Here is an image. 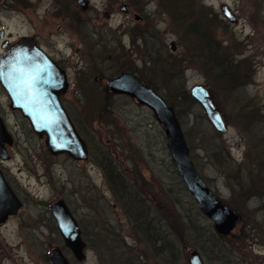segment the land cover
<instances>
[{
	"label": "rangeland",
	"instance_id": "1",
	"mask_svg": "<svg viewBox=\"0 0 264 264\" xmlns=\"http://www.w3.org/2000/svg\"><path fill=\"white\" fill-rule=\"evenodd\" d=\"M0 31V53L4 40L29 35L65 68L60 97L88 150L85 159L51 154L0 87L12 136L0 169L22 203L0 222V264H52L55 246L70 264H189L191 249L204 264H264V0H87L84 9L76 0H0ZM124 71L173 108L197 172L239 215L227 234L199 210L152 110L106 92ZM196 84L209 91L225 131L191 95ZM123 190L146 215L152 242L128 218ZM60 197L85 242L81 260L50 213Z\"/></svg>",
	"mask_w": 264,
	"mask_h": 264
},
{
	"label": "water",
	"instance_id": "2",
	"mask_svg": "<svg viewBox=\"0 0 264 264\" xmlns=\"http://www.w3.org/2000/svg\"><path fill=\"white\" fill-rule=\"evenodd\" d=\"M77 2L82 9L86 8L87 0ZM220 7L230 21L236 20L226 4H221ZM122 9H127L126 4L122 5ZM170 45L174 49L173 41ZM2 47L4 49L0 53V87L8 98L10 108L18 111L27 120L36 136L44 137V144L51 154L65 153L74 159H85L88 153L86 142L60 97L68 85L63 69L47 55L32 36L21 35L13 42L6 39ZM106 88L114 93L127 94L152 110L156 120L161 123L167 150L183 183L201 212L211 220L214 229L220 234H227L239 221V215L212 192L197 172L173 108L152 87L144 84L129 71L109 78ZM190 93L203 107L212 125L220 131H225L221 113L207 88L196 84L191 87ZM11 143L12 136L0 116V160L9 157L6 145ZM21 204L0 169V222L8 215L15 214ZM49 210L66 246L78 260L83 259L85 242L65 200L61 197L54 200ZM48 256L52 264H70L58 246H55ZM187 261L189 264H204L197 249L189 251Z\"/></svg>",
	"mask_w": 264,
	"mask_h": 264
},
{
	"label": "trees",
	"instance_id": "3",
	"mask_svg": "<svg viewBox=\"0 0 264 264\" xmlns=\"http://www.w3.org/2000/svg\"><path fill=\"white\" fill-rule=\"evenodd\" d=\"M199 40V39H198ZM200 42H202L201 40H199ZM204 43V42H203ZM207 44H208V48H207V51L209 50V44H210V42H207ZM112 169V167H105V172H106V174H107V177H108V179L110 180V181H113V182H115V179H116V175H115V177H113L112 176V171H110ZM116 180H118V179H116ZM121 191V190H120ZM124 191L125 190H123L122 192H120L119 193V197H120V199L122 200V204H123V208H124V210L127 212V213H129V214H127V216H128V218L129 219H132V220H134L135 222H137L136 224H138V225H136V226H138L139 227V229H140V231L141 230H145L146 232V236L144 237L148 242H152V241H149L148 239H147V237H148V235H152V234H154V232H152L151 231V225H150V223H148V221H143V219H144V217H142V216H144L145 214L143 213V212H141V210L139 209V205H133L132 203H131V201L129 202V203H127V199H126V193H124ZM197 204V203H196ZM197 206H198V204H197ZM142 207V206H141ZM199 207V206H198ZM143 209V208H142ZM132 210H134V212L135 211H139V214L138 213H132L131 211ZM199 210H200V208H199ZM202 213V212H201ZM188 215V214H187ZM146 216V215H145ZM188 220H189V224H188V229L190 230H193V232L194 233H197L198 232V227L193 223V221L192 220H190V217H189V215H188ZM155 240L153 239V242H155V241H157V240H159V235L158 234H156L155 235ZM166 244V243H165ZM166 249V248H165Z\"/></svg>",
	"mask_w": 264,
	"mask_h": 264
},
{
	"label": "flooded vegetation",
	"instance_id": "4",
	"mask_svg": "<svg viewBox=\"0 0 264 264\" xmlns=\"http://www.w3.org/2000/svg\"><path fill=\"white\" fill-rule=\"evenodd\" d=\"M77 1V0H76ZM126 11H128V8L126 9ZM136 17V16H135ZM53 58V57H52ZM54 59V58H53ZM55 60V59H54ZM55 62L57 63V65L60 67V68H62L63 69V71L65 72V75H66V79H67V73H66V70H65V68L62 66V64L58 61V60H55ZM106 90V92H108V89L106 88L105 89ZM110 92V91H109ZM112 92V91H111ZM114 93V92H113ZM121 94H124V93H121ZM126 95V94H125ZM128 97H130L129 95H127ZM130 98H132V99H134L133 97H130ZM135 100V99H134ZM62 101V100H61ZM7 180V179H6ZM8 181V180H7ZM9 183V182H8ZM10 184V183H9ZM11 186V185H10ZM144 209H142V211H143Z\"/></svg>",
	"mask_w": 264,
	"mask_h": 264
},
{
	"label": "bare ground",
	"instance_id": "5",
	"mask_svg": "<svg viewBox=\"0 0 264 264\" xmlns=\"http://www.w3.org/2000/svg\"><path fill=\"white\" fill-rule=\"evenodd\" d=\"M120 193V192H119Z\"/></svg>",
	"mask_w": 264,
	"mask_h": 264
}]
</instances>
